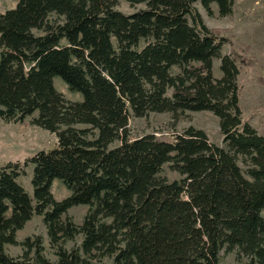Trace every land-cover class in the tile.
I'll list each match as a JSON object with an SVG mask.
<instances>
[{
	"label": "trees",
	"instance_id": "obj_1",
	"mask_svg": "<svg viewBox=\"0 0 264 264\" xmlns=\"http://www.w3.org/2000/svg\"><path fill=\"white\" fill-rule=\"evenodd\" d=\"M129 1L147 7L127 15L118 0H19L0 13V119L20 123L37 113L33 124L57 137L54 149L25 161L34 164L33 197L18 182L24 166L0 168V264H52L41 239L17 240L34 214L52 245L60 234H82L84 254L114 264H219L224 248L264 264V135L242 117L245 60L222 53L226 39L194 5L213 15L217 4L224 17L236 0ZM56 77L82 100H67ZM186 110L213 112L224 146L193 126L171 141L129 136L131 116ZM168 163L181 179L159 176ZM56 179L71 192L61 201ZM81 205L89 208L80 225L64 220ZM19 244L23 256L6 252ZM33 249L35 263L26 260ZM58 256L55 264L84 262L76 251L60 248Z\"/></svg>",
	"mask_w": 264,
	"mask_h": 264
},
{
	"label": "rangeland",
	"instance_id": "obj_2",
	"mask_svg": "<svg viewBox=\"0 0 264 264\" xmlns=\"http://www.w3.org/2000/svg\"><path fill=\"white\" fill-rule=\"evenodd\" d=\"M19 0H0V13L17 6ZM205 25L211 30L218 31L219 36L226 39L222 53H232L244 58L245 63L241 64L242 70L239 76L240 106L244 122L252 125L261 135H264V0H236L234 11L231 16H220L217 4H213V15H209L202 4L198 1L195 4ZM146 3H131L129 0H118L116 9L124 14H132L140 9H145ZM52 19H59L52 16ZM36 34L41 31L34 30ZM145 43L142 42V46ZM238 63H240L238 61ZM178 71L177 68L174 70ZM213 72L216 77L221 76L220 60L215 59ZM56 89L61 92L69 101H81V94L71 92L61 78L54 79ZM169 90V95H171ZM37 113L27 117L20 123H8L0 119V168L10 162H19L22 166L25 161L39 151H50L57 146V137L54 133L33 124V118ZM193 126L202 129L208 135L209 141L218 146H224V135L220 131L219 119L211 111H190L173 114L150 113L145 117L131 116L129 119L128 132L131 139H138L148 134H153L160 140L171 141L178 134L184 132L188 127ZM80 128L89 127L79 125ZM121 144L115 141L111 147ZM239 164L244 167L242 162ZM34 164L30 163L23 167V173L18 177V182L26 192L33 197L34 189L32 177ZM161 178L168 181L179 180L182 176L172 169L171 164H165ZM52 193L56 200H63L71 192L64 183L56 179L52 185ZM88 206H75L63 217H70L72 221L80 225L88 211ZM60 241L52 245L48 227L42 215L34 214L25 226L17 232V240L24 241L31 238L34 242L41 239L43 245L42 254L52 264L59 260L58 251L60 248L68 252H79L82 264H114L113 257L103 256L93 252L90 255L82 251L84 237L78 234L74 239H65L58 235ZM6 252L12 257H21L26 248L19 245H7ZM26 260L35 263V250L28 254ZM247 259L238 256L236 251L228 252L224 248L220 252L219 264H245Z\"/></svg>",
	"mask_w": 264,
	"mask_h": 264
}]
</instances>
